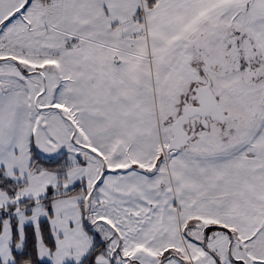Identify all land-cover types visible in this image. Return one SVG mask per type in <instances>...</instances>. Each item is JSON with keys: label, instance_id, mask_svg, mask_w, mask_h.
<instances>
[{"label": "snow or ice", "instance_id": "snow-or-ice-1", "mask_svg": "<svg viewBox=\"0 0 264 264\" xmlns=\"http://www.w3.org/2000/svg\"><path fill=\"white\" fill-rule=\"evenodd\" d=\"M0 264H264V0H0Z\"/></svg>", "mask_w": 264, "mask_h": 264}]
</instances>
